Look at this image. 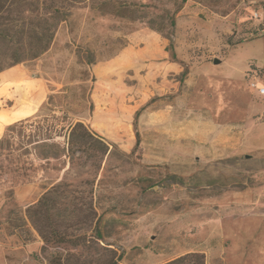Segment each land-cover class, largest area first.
<instances>
[{"label":"rangeland","instance_id":"1","mask_svg":"<svg viewBox=\"0 0 264 264\" xmlns=\"http://www.w3.org/2000/svg\"><path fill=\"white\" fill-rule=\"evenodd\" d=\"M106 1L0 73V264H264V0Z\"/></svg>","mask_w":264,"mask_h":264},{"label":"trees","instance_id":"2","mask_svg":"<svg viewBox=\"0 0 264 264\" xmlns=\"http://www.w3.org/2000/svg\"><path fill=\"white\" fill-rule=\"evenodd\" d=\"M87 0H0V73L25 61L38 59L46 53L53 43L57 27L70 9L77 8ZM186 0H182L184 3ZM110 1L103 0L97 5L105 12ZM170 58L175 59L172 44H169ZM79 54H77L78 56ZM93 64L92 56L87 60ZM186 72H183V75ZM99 137L84 124L77 122L67 131V154L82 152L86 147L95 148ZM76 146V150H73ZM105 155L109 145L102 143ZM99 240V238L97 237ZM108 264H118L112 258ZM166 264H204L200 254H189Z\"/></svg>","mask_w":264,"mask_h":264},{"label":"built area","instance_id":"3","mask_svg":"<svg viewBox=\"0 0 264 264\" xmlns=\"http://www.w3.org/2000/svg\"><path fill=\"white\" fill-rule=\"evenodd\" d=\"M261 93H263V92H261Z\"/></svg>","mask_w":264,"mask_h":264}]
</instances>
